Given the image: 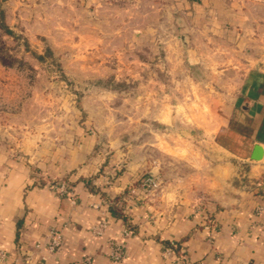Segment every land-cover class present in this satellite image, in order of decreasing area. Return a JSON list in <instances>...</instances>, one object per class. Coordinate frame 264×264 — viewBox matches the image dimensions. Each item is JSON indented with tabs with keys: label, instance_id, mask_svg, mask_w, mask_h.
<instances>
[{
	"label": "crops",
	"instance_id": "crops-1",
	"mask_svg": "<svg viewBox=\"0 0 264 264\" xmlns=\"http://www.w3.org/2000/svg\"><path fill=\"white\" fill-rule=\"evenodd\" d=\"M67 1L95 18L128 10V48L182 59L185 84L204 90L185 104L209 110L186 118L172 109L155 120H194L206 129L195 145L172 132L162 152L158 143L154 163L141 136L123 148L77 118L53 131L47 124L21 127L16 114L0 111V247L9 260L264 264V0ZM198 70L204 79L194 76ZM175 99L165 106H180ZM256 145L261 159L253 158ZM148 176L156 189L145 187ZM57 180L68 181L75 203L47 189ZM103 221L106 228L95 234L92 227ZM52 228L62 232L57 252L36 246ZM113 242L124 246L121 261L110 256Z\"/></svg>",
	"mask_w": 264,
	"mask_h": 264
},
{
	"label": "rangeland",
	"instance_id": "rangeland-1",
	"mask_svg": "<svg viewBox=\"0 0 264 264\" xmlns=\"http://www.w3.org/2000/svg\"><path fill=\"white\" fill-rule=\"evenodd\" d=\"M0 11V111L16 114L21 127L57 131L77 118L123 148L141 136L154 163L172 132L182 143L203 140V122L155 120L172 109L188 118L209 107L185 104L204 90L185 84L182 59L128 48V10L95 18L67 0H0ZM174 96L180 106H165Z\"/></svg>",
	"mask_w": 264,
	"mask_h": 264
},
{
	"label": "built area",
	"instance_id": "built-area-1",
	"mask_svg": "<svg viewBox=\"0 0 264 264\" xmlns=\"http://www.w3.org/2000/svg\"><path fill=\"white\" fill-rule=\"evenodd\" d=\"M144 185L147 189L153 190L158 187V182L153 176H148L144 180ZM46 187L52 193L61 196L68 197L73 203L77 201L76 194L73 192L70 184L66 180H57V181H47ZM106 222H100L92 227V230L95 234H102L103 230L106 228ZM132 232L129 227H126L124 230V234L128 235ZM63 245V237L61 230L57 228H52L49 232L48 240L45 244H41L40 242L36 244L37 247L44 246L50 252H57L62 248ZM175 244L172 243L168 248L167 252L170 253L174 250ZM9 253L5 249L0 247V264H12L9 260ZM110 256L113 261H121L125 257V249L122 243L113 242L111 246ZM77 264H91V257L87 256Z\"/></svg>",
	"mask_w": 264,
	"mask_h": 264
},
{
	"label": "water",
	"instance_id": "water-1",
	"mask_svg": "<svg viewBox=\"0 0 264 264\" xmlns=\"http://www.w3.org/2000/svg\"><path fill=\"white\" fill-rule=\"evenodd\" d=\"M181 41H182V44L184 46L187 45L186 36H182L181 37ZM261 157H262V147L260 145H256V147H255V155H253V158L254 159H261Z\"/></svg>",
	"mask_w": 264,
	"mask_h": 264
},
{
	"label": "trees",
	"instance_id": "trees-1",
	"mask_svg": "<svg viewBox=\"0 0 264 264\" xmlns=\"http://www.w3.org/2000/svg\"><path fill=\"white\" fill-rule=\"evenodd\" d=\"M0 14H1V16L3 15V12L2 11H0ZM112 212L114 213V214H116V215H122L121 214V209L119 208V207H117V206H115V207H113L112 208Z\"/></svg>",
	"mask_w": 264,
	"mask_h": 264
}]
</instances>
